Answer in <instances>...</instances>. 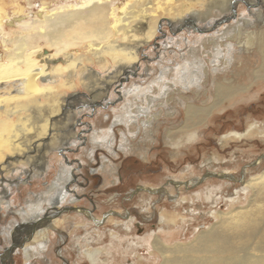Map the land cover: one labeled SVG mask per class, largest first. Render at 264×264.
<instances>
[{
	"label": "rangeland",
	"instance_id": "obj_1",
	"mask_svg": "<svg viewBox=\"0 0 264 264\" xmlns=\"http://www.w3.org/2000/svg\"><path fill=\"white\" fill-rule=\"evenodd\" d=\"M87 1L0 0V7L6 11L0 31V61L15 53L17 41L24 34L29 35L28 47L40 44L41 49L55 57L64 59L67 53L84 56L87 43L100 44L98 39L92 37L90 41L87 39L72 43L67 53L56 54L57 50L49 45L44 36L38 35L33 29L11 26L8 20L20 16L30 21L39 13L65 5L83 7ZM127 3L130 6L134 4L129 0H113L115 18L123 16L122 8ZM192 7L208 11L207 7L203 8L198 3ZM21 8L23 12L20 14L18 11ZM249 10L250 7L241 2L235 11L238 17H247ZM157 11V32L150 45L138 57L140 67L136 74L122 75L116 72L112 68L114 63L110 56L106 57L108 65L104 68L109 73L103 71L96 63L95 56L90 55L92 60L84 57L82 61L89 68L100 72V75L96 74L99 77L87 80V72H82L84 75L79 74L71 87L63 86L58 88L60 90L49 91L48 98L43 97L44 94L39 96L43 97L42 100L46 99L43 100L44 108L55 99L53 102L57 103L58 112L48 122L41 123L46 125V131L33 143L38 145L37 148L33 146L29 150L23 147L22 154L10 150L7 145L11 142L12 131L16 130V125L24 122L28 112L23 109L19 116L9 114V111H13L12 106L18 104L16 99L11 100V107L0 109V120H8L10 128L6 132L10 140L5 143L7 149L0 154V168L4 167L0 170V264L2 259L3 264H28L30 261L31 264H91L84 252L87 248L100 249L98 247H114L110 248L111 264H159L160 256L152 254L145 245L150 244L154 234L161 233L162 214L170 216L175 210L183 214L198 206L201 208L197 212H208L205 219L195 215L197 218H189L180 223L174 229L175 237L172 240L169 238L171 241L166 240L168 233L163 232V238L169 243H185L214 223V219L209 217L212 214L209 213L211 206L207 205L208 197H222L216 205L218 210L225 212L232 205L229 199L240 200V205L247 203L246 193H238L245 180L227 185L219 176L220 173L232 170V175L239 178L240 172L249 164L254 168L250 169L249 177L264 170V78L257 81L255 78V70L264 63L263 57H260L262 51L258 47L251 51L254 52L252 55L244 57H239L237 51L246 45L242 40L247 34L257 36L260 32L264 33V26H242L241 38H232L236 35L231 32L224 38H217L215 45H206L204 39L235 24L237 20L233 19L230 23L224 21L221 23L224 26L209 31L204 28L208 26L206 23L231 15L232 12L228 14L219 9H211V16L206 17L205 21L203 19L204 24L201 23L203 32H198L191 27L185 29V26L180 31L174 30L176 27L167 20L177 18L175 12ZM110 18V22L115 20L114 16ZM145 25L143 23L141 27ZM88 28L86 30L91 29ZM130 35L139 39L143 37L141 33ZM109 37L122 44L140 41L125 36L123 31L118 34L111 32ZM108 40L104 41V45L108 44ZM255 41L259 45L258 36ZM204 68L211 69L209 77ZM104 81L111 83L107 87ZM217 83L236 90L242 85L252 86L249 91L226 95L227 98L220 106L209 110V115L189 118L186 114L187 103L210 108L217 98ZM9 89L6 94L0 91V95L11 97L14 86ZM95 95H99V98L95 99ZM150 96L158 99L155 101L156 106L148 105ZM162 102L163 105H157ZM50 128L52 132H49ZM248 129L252 134L246 138L237 139L228 135L234 131L244 133ZM84 137H87L86 141ZM31 170L36 173H30ZM207 173H211L210 179L206 177ZM197 176L203 179L197 185L186 187L185 183ZM53 186L57 187L50 192ZM162 187L175 193L180 189L186 201L183 205L174 206L170 201L171 196L165 194L166 197H162L156 193ZM207 188H214L215 191L207 195ZM64 193L67 198L59 201ZM200 193L201 196L197 198ZM236 193L240 194L239 197ZM43 208H46L44 212ZM53 212L57 214H51ZM48 214L53 216L47 219L45 217ZM111 215L113 220H125L123 215L131 216L134 220L126 226L119 222L122 226L117 228L113 225L117 222L108 221ZM41 216H44L42 221L35 222L38 230L51 225L47 232L48 251L40 253L44 248L38 250L36 244L40 242L35 241L31 245L36 246V250L31 252L30 260L26 261L23 249L18 248L20 252L13 255L6 250L10 245L8 240L19 243L31 231L33 221ZM58 218L63 220L60 221L61 226L56 227L54 222ZM102 233V243L99 245V242L93 240L99 239ZM27 243L31 241L27 240L24 246Z\"/></svg>",
	"mask_w": 264,
	"mask_h": 264
},
{
	"label": "bare ground",
	"instance_id": "obj_2",
	"mask_svg": "<svg viewBox=\"0 0 264 264\" xmlns=\"http://www.w3.org/2000/svg\"><path fill=\"white\" fill-rule=\"evenodd\" d=\"M129 1H133L134 4L132 6L128 4L129 2L127 4H124L122 8L123 16L119 18H115L117 16L115 15L116 8L114 9L113 0H88L86 2L87 4L84 5L82 4L83 7L77 6V8H75L74 6L71 5L61 6L58 9H54L49 12L47 11L46 13H39L36 16V18L31 19L30 21H26L24 17H20V16L15 17L13 20L12 19L8 20V24H10L11 26H20L26 30L31 29V31L35 30L36 33H38V35L44 36L45 37L44 39L47 40L49 45L57 50L56 54L65 53L66 50L69 48V46L81 40H87V39L89 40L90 38L95 37L100 41V44L93 42H88V43L86 42L87 45L84 47V49L87 51V53L84 56L81 55L77 56L74 54H68L66 52L67 54H65V58L63 59L61 57H57V56L55 57V55L50 53L49 51L47 52L41 49L40 44L39 46L28 47L29 44L27 43L28 40L27 38H29V35L24 34V36L19 37V40L17 41L18 48L16 49L15 53L8 55V57L4 61H0V91L6 94L5 92L7 90H10L9 87L14 86V90H13L14 93L13 94L11 93L12 94L11 97L8 96L9 98H6V96L0 95V109L3 110L6 109L8 106H10L11 100L16 99L18 100V104L15 106H12L13 104L11 105L13 111H9L10 112L9 114H13V115L18 114L19 116L22 113L23 109L27 110L26 112H28L27 113L28 116L25 119H23L24 122H21L20 124L16 125L15 126L16 130L12 131L14 132L11 139L12 143L10 142L7 146L10 148V150L13 153L23 152L24 151V149H22L23 147L29 150H32L33 146L35 148L38 147V145L36 144L33 145V143L34 142L36 143V141L40 139L42 133L46 131V125L44 126V123L43 124L41 123L48 122L49 118L52 115L56 114V112H58V105L56 102H53L55 99L52 101L50 100L51 103L47 107L44 108L42 106L44 104L43 100L49 97V95L47 94L49 91H52L54 89L56 90L63 86L71 87L74 84V82H76V79L79 78V74L84 75V73L82 72H87L85 75V78H87V80H91L92 78L99 77L97 75H100V72H97L89 68L88 66L85 65V63H83L82 60L84 57L89 58L90 60L91 58L90 55L95 56L96 63L100 65L99 67L103 68V69L101 68V70L108 72V70L104 68H107L106 65H108L107 64L108 59L106 57L110 56L112 62L114 63L112 65V68H115L114 70H116V72H120L122 75L134 74L140 67L138 65V62H140V60L137 61L138 57L141 55V52L144 51V49H146V47L150 45L155 33L157 32L156 31L157 30L156 23L158 20V16L156 15L158 12L157 10H162L164 12H172V11L175 12L174 15L177 16V18H172L170 21L167 20V22H169L173 27H176L174 30L180 31L185 26V29L191 27L192 29L198 32H203L201 31L203 30L201 29V26L202 24H204L205 19H207L206 17H208L212 13L211 9L212 10L219 9L225 13L232 12L231 15H226L224 17L222 16L220 19L211 20L210 22L206 23V25L208 26L204 28H206V31H209L211 28L214 30H218L220 27L224 26L221 24L224 21L230 23L233 19L237 20L235 24H231L221 32L219 30L215 32L213 36L204 39L203 43L205 42L206 45H210V44L215 45L217 38H224L231 32H233L236 35L233 36L232 38H236V37L241 38L242 26H254V25L264 26V11H263L264 0H129ZM241 2H245L250 7L249 16L247 17L237 16V12L235 11L236 6ZM196 3L200 4V6L203 8L207 7L208 11L203 12L193 9L192 5ZM110 11L112 12L110 13ZM18 12L21 14L23 12V9L21 8L20 11ZM111 16H114L115 18L113 22H110ZM5 17H6V11L3 7H0V31L2 30V24L4 22ZM143 23H146L145 27H141ZM87 28L88 29L91 28V29L86 30ZM24 29L22 31H24ZM121 31H123L124 35L127 37H130L131 36L130 34L138 35V33H141L143 37L139 39V38H135V36H131L130 38L133 39L134 41L140 40L135 42V44H132L131 42H129L131 44H122L117 40H111V38L109 37L111 32L112 34H116V33L118 34ZM257 36H258L259 45H256L255 43L256 42L255 40H257ZM257 36L253 34H247L245 36L242 42L245 43L246 45L237 49V51H239L238 52L239 57L252 55L254 52L251 51H255L259 47L260 52L262 51L260 53V57H263L264 60V33L260 32L257 34ZM108 38H109L108 44L104 45L105 43L104 41ZM4 42L7 41L4 40ZM35 54H37L36 58H34ZM235 58H237V56H235ZM261 69H264V63L257 70H255L256 81L260 78H264V76L262 75L264 70ZM204 70L206 76L209 77V73L211 69L204 68ZM113 76H115V74ZM113 79H116V77H114ZM109 83L105 82L104 85L108 87ZM251 86L252 84L242 85L240 86V88H237L236 90L224 84L217 83V89H216L217 98L215 103L210 108H201L194 106L193 104L187 103L186 114L189 118H200L201 116L209 115L210 114L209 110L220 106L227 98L226 95H231L233 92L235 94L238 91L239 93L249 91ZM94 89L97 88H93V90ZM43 94H44L43 97L45 98L42 100L43 97L40 98L39 96ZM120 96L123 98L122 94ZM97 98H99V95L95 97V99ZM157 100L158 99L156 97L150 96L148 105L156 106L155 101L157 102ZM163 104H164L163 102L157 103L158 106H161ZM7 121L8 120H3V121L0 120V127H1L0 154L1 155L7 149L5 143H7L8 141V134L6 132L10 129ZM11 126H13V124ZM31 131L34 132L33 135H31L32 133ZM49 132H52V128H50ZM250 134H252V132L251 130L248 129L244 133H238L234 131L233 133H230L228 135L238 139L244 137L246 138ZM111 135L114 134L112 133ZM2 147H4L5 149H3ZM2 168H0V170H3ZM250 169H254L251 164H249L246 169L240 172L239 178H236V176L232 175V170H228L227 173L225 172L220 173V176L218 175L219 178L224 180L225 184L227 185H230V182L233 181L238 183L241 182L242 180L243 181L245 180L244 182L242 181L243 187L238 190V193H242V191L246 193V196L248 198L247 203L240 205L241 203L240 200L229 199V202H231L232 205L229 207V210L225 212L222 210H218L217 209L218 206L216 205L218 202H220V199L222 197L219 198L217 195L214 197H208L206 199L207 205L211 206L212 209V210L210 209L209 211V213L212 214L209 217L214 219V223L206 227V229L199 231L194 237V239L185 243L181 241L169 243L168 241H166V240H170L169 238H171L172 240V238L175 237L174 234L176 233H174V229H176L180 225V223L187 221V219L189 218L190 219L197 218V216L195 215H199V218H204L205 215H208V212L207 214L205 213L206 211L204 212L205 214H202L200 211L197 212V209L201 208L198 206V208L192 210H186V212L183 213L184 215L180 214L178 210H175V213H173L170 216H167L166 214L161 215L160 223L163 226V228H160L159 230L161 231V233L154 234V237L150 242V244L145 245L152 254H156L160 256L161 262L159 264H264V170L254 176L249 177V174L251 173ZM207 174L208 175H206V177L210 179L211 173H207ZM201 178L197 176L193 180L190 179L191 181L189 183H185L187 184L186 187L197 185L200 182ZM69 179L66 178V180ZM56 187L57 186H53L50 189V192L54 191ZM214 188L213 190L212 189L209 190V188H207L206 194L208 195L211 191L212 192L215 191ZM167 189L168 188L157 190L156 193L158 194L160 193L162 197H166L165 194L171 196L170 201L176 207L179 206V204L183 205V202L186 201V199L182 197L180 189H178L176 193L173 192V190H167ZM201 193L199 194V196H197V198L201 196ZM236 195L237 197H239L240 194L236 193ZM65 197L66 195L64 193L63 196L59 198V201H64ZM236 203L237 205L238 204L239 205L234 206ZM192 204L194 205V202H192ZM45 209L46 208H43L42 212H44ZM59 212L60 211H58L57 213ZM51 214H55V212ZM51 214H48L47 217H49V215L52 217L53 215ZM185 214L191 216L187 217ZM128 215L127 216L123 215V217L126 218L125 220H113L112 218L113 216L111 215L108 218V221L117 222L116 225L113 224L117 228L122 226V224H120L119 222H123L124 226H126L128 225V223H132L134 220L132 217ZM43 218L44 216L38 217L35 221H33V224L35 222H38V219L42 221ZM62 220H63L62 218L56 219L54 225L58 227L60 225V221ZM94 220L97 221L96 219ZM51 223L53 225V221ZM89 224L91 225V223ZM50 227L51 225H49L47 228H42L37 230L33 239L30 240L31 243H27V245H25L22 248L25 253L26 261L30 260L31 252L36 250L35 249L36 246L31 245L35 241L40 242L39 244H36L38 245L37 247L38 250L44 248L43 250L40 251V253H44L49 250L47 249L49 248L48 247L49 235H47V232L49 230L48 228ZM163 232L168 233V239L165 240V238H163L164 236ZM103 234L104 233H102L98 237L99 239H94L93 241L97 243L99 242L100 245L102 243L101 240ZM113 236H116V234H113ZM92 242L90 241V243ZM98 248L100 249L87 248V250H85L84 252L85 256L89 259L91 264H111V261H109V256L111 255L110 248H114V247H110V248L98 247ZM17 252L19 251L17 250ZM28 264H31V261L28 262ZM113 264H119V263H113Z\"/></svg>",
	"mask_w": 264,
	"mask_h": 264
},
{
	"label": "water",
	"instance_id": "obj_3",
	"mask_svg": "<svg viewBox=\"0 0 264 264\" xmlns=\"http://www.w3.org/2000/svg\"><path fill=\"white\" fill-rule=\"evenodd\" d=\"M93 110H94V109H93ZM55 215H56V214H55ZM55 215H54V216H55ZM50 218H51V216L47 217V219H50ZM38 221H40V220L38 219ZM25 224H28V222H25ZM37 227H38V225H36V223H34L32 229H31V231L28 233V235H27L26 237H24V238L22 239L21 242L17 243V242L11 241V242H10V245H9V247H8V250H9L11 253H14V252H16V251L18 250V248H21V249H22V248L24 247L25 242H26L27 240H32V238L34 237L35 233H36L37 230H38Z\"/></svg>",
	"mask_w": 264,
	"mask_h": 264
},
{
	"label": "flooded vegetation",
	"instance_id": "obj_4",
	"mask_svg": "<svg viewBox=\"0 0 264 264\" xmlns=\"http://www.w3.org/2000/svg\"><path fill=\"white\" fill-rule=\"evenodd\" d=\"M110 103H112V102H110ZM88 126H89V125H88ZM84 139H85V140H87V137H84ZM130 217H131V216H130ZM132 218H133V217H132ZM133 219H134V218H133ZM32 226H33V225H32ZM8 247H9V246H8ZM8 247H7V249H6V250H8ZM41 249H42V248H41ZM41 249H40V250H41ZM18 250H19V249H18ZM8 251H9V250H8ZM9 252H10V251H9ZM16 252H17V251H16ZM16 252H14V253H11V252H10V253L13 255V254H16ZM19 252H20V251H19ZM22 253H23V254H24V256H25V253H24V251H22ZM8 258H9V257H8ZM25 260H26V259H25ZM2 261L4 262V260H3V259H2ZM2 261H1V264H3V262H2Z\"/></svg>",
	"mask_w": 264,
	"mask_h": 264
},
{
	"label": "crops",
	"instance_id": "obj_5",
	"mask_svg": "<svg viewBox=\"0 0 264 264\" xmlns=\"http://www.w3.org/2000/svg\"><path fill=\"white\" fill-rule=\"evenodd\" d=\"M30 173H36V171H35V170H31ZM38 175H39V174H38ZM6 211H7V210H6ZM7 212H8V211H7ZM21 241H22V240H20V242H21ZM10 242H11V241L8 240V243H9V244H10ZM16 242H17V241H16Z\"/></svg>",
	"mask_w": 264,
	"mask_h": 264
}]
</instances>
